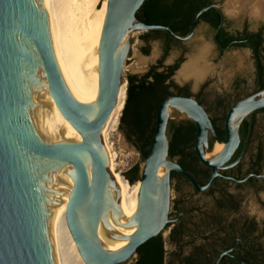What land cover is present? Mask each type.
<instances>
[{
    "label": "water",
    "instance_id": "1",
    "mask_svg": "<svg viewBox=\"0 0 264 264\" xmlns=\"http://www.w3.org/2000/svg\"><path fill=\"white\" fill-rule=\"evenodd\" d=\"M144 1L105 0L97 49L98 94L93 104H86L70 92L56 64L44 0H0V264H56L49 220L60 204H65L66 223L85 264L128 261L169 222L172 171L202 191L213 178L222 177L220 169L240 159L227 164L240 142V122L264 108V87L230 106L223 140L195 98L169 95L157 106L147 154L140 151L136 210L131 216L123 213L100 133L122 85L127 87L125 66L133 36L159 30L185 42L193 36L199 15L212 7L220 19L211 41L222 50L229 47L216 39L224 23L218 5L201 6L188 32L179 35L169 26L140 21L136 11ZM174 120H188L195 127V153L211 169L202 185L169 154ZM70 129L76 140L67 137ZM123 138L130 142L125 134ZM210 143L221 148L212 152ZM108 184L114 199L108 196ZM102 238L123 243L112 248ZM230 250L220 251L211 264H219Z\"/></svg>",
    "mask_w": 264,
    "mask_h": 264
},
{
    "label": "flooded vegetation",
    "instance_id": "2",
    "mask_svg": "<svg viewBox=\"0 0 264 264\" xmlns=\"http://www.w3.org/2000/svg\"><path fill=\"white\" fill-rule=\"evenodd\" d=\"M103 1L105 0H97L95 8H99ZM206 1L220 7L218 0ZM218 15L220 17L219 12ZM199 24L209 29L208 24L202 21L195 26V30ZM223 25H227L225 13ZM214 45L218 51H223ZM175 71L167 81L177 87H186L187 93L173 87V95L195 98L208 113L214 128L223 130L222 138L219 137L222 140L224 117L230 106L261 89L255 76L254 87L250 90L239 92L242 81H237L229 94L209 97L205 86L194 93L188 85L178 84L173 78ZM184 121L174 120L171 125L178 126ZM239 131L240 142L227 164L235 162L239 157L240 159L235 164L220 169L222 177L213 178L205 190L195 189L186 177L175 171L171 172L169 222L160 233L164 238H170L166 241L171 249L166 251L165 264H211L220 251L228 248H231L229 254L223 255L219 264H264V108L244 117ZM193 144L194 140L189 149L192 155L190 157L194 158L190 173L202 185L211 169L200 162ZM212 146L213 143H210V147ZM173 159L177 162L176 157ZM206 199L212 201L209 210L202 209ZM194 238L213 239L209 242H196ZM135 256L136 254L121 264H128Z\"/></svg>",
    "mask_w": 264,
    "mask_h": 264
},
{
    "label": "trees",
    "instance_id": "3",
    "mask_svg": "<svg viewBox=\"0 0 264 264\" xmlns=\"http://www.w3.org/2000/svg\"><path fill=\"white\" fill-rule=\"evenodd\" d=\"M206 0H145L136 11V17L146 24H163L169 26L179 35L188 32L192 15L201 7L208 5ZM219 15L215 8H208L201 13L195 26L205 22L209 26V33L219 23ZM140 40L148 42L152 39H161L166 54L169 47L177 42L169 38L159 30L141 32ZM217 41L228 48H247L252 52L255 64V75L260 88L264 87V22L250 30L244 26L241 30H229L223 25L216 33ZM144 53L148 52V45L142 46ZM181 59V58H180ZM178 59L171 65H164L163 57L158 58L155 64L149 65L144 72H126V97L119 119V129L126 138L144 155L147 154L148 145L155 126V114L158 104L162 99L173 95L171 88L187 93L186 87L174 86L167 79L178 67ZM186 96V95H185ZM172 139L169 145V154L176 157L182 168L192 172L194 158H191L189 149L195 136L194 125L185 120L178 126L171 125ZM217 135L222 138L223 130L215 127ZM190 157L191 161L188 160ZM140 163L133 164L125 176L129 183H134L139 178ZM174 173V172H173ZM170 238H164L158 234L141 244L136 250V256L128 264H165V242ZM213 238H204V242Z\"/></svg>",
    "mask_w": 264,
    "mask_h": 264
},
{
    "label": "bare ground",
    "instance_id": "4",
    "mask_svg": "<svg viewBox=\"0 0 264 264\" xmlns=\"http://www.w3.org/2000/svg\"><path fill=\"white\" fill-rule=\"evenodd\" d=\"M233 1L240 9L253 13L264 11V0ZM96 3L97 0H44L46 24L56 64L70 92L86 104H93L98 94L97 49L104 18L105 1L99 8H95ZM234 5L230 2L228 7H234ZM187 65L183 66L181 75L197 76L199 74ZM125 97L126 87L122 85L116 105L100 133L110 165L113 156L109 152L111 147L108 139L117 130ZM67 137L76 140V134L71 129ZM220 148L221 145L215 144L212 152ZM114 177L120 190V207L126 216H131L136 210L138 182L129 185L122 176L116 174ZM106 190L109 198L114 199L112 185L108 184ZM108 221H111L110 217ZM49 233L56 264H85L68 229L65 204H60L51 214ZM102 239L106 241L107 246L112 248L123 243V240Z\"/></svg>",
    "mask_w": 264,
    "mask_h": 264
},
{
    "label": "rangeland",
    "instance_id": "5",
    "mask_svg": "<svg viewBox=\"0 0 264 264\" xmlns=\"http://www.w3.org/2000/svg\"><path fill=\"white\" fill-rule=\"evenodd\" d=\"M218 2L227 16V28L229 30H241L244 26L254 30L261 22H264V11L253 13L240 9L236 7L237 3L233 0H218ZM230 2L235 4L234 7H228ZM140 33L133 36L129 58L126 60L125 72H144L149 65L155 63L158 58L163 57L165 64L180 60L173 78L178 84L188 85L194 93L199 92L202 86H205V91L209 97L218 96V94H229L237 81H242L238 89L239 92L254 87L256 75L252 52L247 48H228L218 51L211 41L209 29L203 24H199L189 40L170 46L166 54L161 39L143 42L140 40ZM144 45H148L147 53L142 51ZM185 64H188L189 68L194 69L193 71H197L199 74L197 76L181 75L180 72ZM108 142L111 147L109 152L113 156L110 165L112 172L114 175L118 174L127 179L125 172L133 164H141L142 162L140 151L131 142L124 140L119 124L117 130L109 136ZM213 149L214 144L212 151ZM127 183L129 185L135 184V182L129 183L128 180ZM183 189L187 191L185 187ZM211 206L212 201L206 199L202 204V209L209 210ZM194 239L199 242L204 238ZM165 248L166 251H169L171 246L165 242Z\"/></svg>",
    "mask_w": 264,
    "mask_h": 264
}]
</instances>
